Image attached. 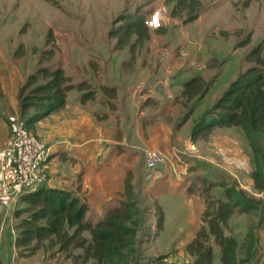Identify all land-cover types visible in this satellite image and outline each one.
I'll return each mask as SVG.
<instances>
[{
    "label": "rangeland",
    "instance_id": "374dc122",
    "mask_svg": "<svg viewBox=\"0 0 264 264\" xmlns=\"http://www.w3.org/2000/svg\"><path fill=\"white\" fill-rule=\"evenodd\" d=\"M159 7H165L168 12L164 32L151 30L150 39L133 48L131 44L135 42L136 36L127 47H116L118 39L110 36L111 31L120 30V26L128 21L141 18L147 20V16ZM174 8L175 3H169L168 0H0V88L7 89L8 80L13 84L19 82L20 106V90L31 76L44 68L50 71L61 69L70 80L68 84L82 85V90L93 92L95 99L107 101L110 106L108 100L113 97L107 90H115L117 100L120 99L117 98L118 90H136L137 97H145L149 93L146 90H153L158 81L170 80L171 90H184V83L206 75V85H211L210 91L198 113L190 117L194 119L189 124L187 121L190 118L186 120V116L198 103L197 98L189 103L186 99L177 100L178 107L183 108V115L176 121L178 127L176 125L175 137L180 142L175 161L181 154L180 160L187 164V172L175 176L178 182L190 186L191 193L202 194L208 186L203 177L214 167L207 170L201 164L204 155L197 142L200 139L205 143L219 138L216 139L219 143L224 139V134L231 130L236 135L231 142L232 147L228 143H219L222 159L215 161L218 165L216 169L223 173L220 174L223 185L219 183L223 188L213 189L212 197L215 200L224 199L227 189L239 192L235 200L242 207L248 202L250 211L242 213L236 210L224 229L225 234L242 242L253 232L258 239L260 233L264 232V190L255 188L252 173L257 167L264 173V132L252 133L249 137L238 127H217L207 137L202 136L188 143L185 140L189 136L192 138L195 125L226 94L231 85L255 66V63L247 61L246 56L259 43L264 42V0H201L199 11L202 18L191 26H187V10L177 12L174 16ZM191 30L198 44L203 42L201 47L200 44L194 46L192 38L189 43L187 31ZM200 30L204 31L202 35L198 34ZM249 36L250 44L240 46ZM166 50L171 53V60L167 58ZM191 52L193 60L189 58ZM182 58L188 60L189 65L184 63L180 66L178 62ZM186 72L189 73L186 75ZM47 81L43 78L34 81L27 88L26 95ZM141 90L144 91L140 95ZM184 103H188L187 107ZM35 110L30 109L22 117L20 107V120L27 124V120L36 114ZM127 112L133 117L131 107H127ZM235 148L237 158L230 155V151ZM248 169L251 171L248 172ZM143 170L139 181L141 189L138 190L137 182L133 185L139 231L136 244L138 253L132 257L131 264H151L157 256L160 258L154 261L158 264H193L194 259L185 253V248L190 240L188 235L200 224L196 217L202 204L186 194L177 197L171 192L160 193L158 201L168 216L166 230L160 239L158 235L148 242V235L156 233L159 203L154 195L156 181L153 180V171ZM150 175L152 179H148ZM31 215L28 205H25L16 223L12 224L9 215L5 224H1L0 264H96L94 261L86 263L81 249L62 250V244L54 237L17 248L15 242L20 231L16 226L23 219L30 220ZM90 216L93 215L88 212L86 219ZM96 222L94 217L93 224ZM9 226L11 231H8ZM6 236L9 240L5 246ZM170 243L182 251L178 250L179 253H172L168 257L162 255L165 245ZM211 244L219 252L214 240ZM240 258H244L243 251H240ZM216 264H220L219 253Z\"/></svg>",
    "mask_w": 264,
    "mask_h": 264
},
{
    "label": "crops",
    "instance_id": "0c3cea01",
    "mask_svg": "<svg viewBox=\"0 0 264 264\" xmlns=\"http://www.w3.org/2000/svg\"><path fill=\"white\" fill-rule=\"evenodd\" d=\"M148 18L149 16H147ZM201 18L200 13V17L187 26H191ZM187 32L189 43L192 38L194 46L199 45L198 40L190 33L194 31ZM203 33L202 30L198 32L200 35ZM189 58L193 60L192 52L189 53ZM180 61L178 62L180 66L184 63L188 65L190 63L184 58ZM188 73L186 72V75ZM205 76L202 77L207 80ZM13 83L8 80L7 89L5 87V90H1L0 88V147L10 141L16 128L25 127L24 130L36 143L37 151L26 159L18 154L5 168L0 169V194L5 191L8 185L14 184L23 176L32 175V181L27 186L25 194L15 202H9L0 196V216L3 225L9 215L12 224L16 223V212L25 206L23 198L42 188L62 190L81 196L89 206L92 217L99 221L109 209L117 207L123 201L125 180L128 173L134 176V179L132 177L133 185L137 182L138 190L141 189L139 188V181L140 173L144 171L143 168L146 169L144 164L145 152L147 150H160L164 153L166 162L158 165L152 172L153 180L156 181L154 195L157 203H159V194L168 192L174 193L172 195L177 197L186 194L199 201L202 204V209L198 212L196 220L198 218V224H200L195 231L191 232V235H188L190 240L186 246L196 237L203 224L205 200L201 194L190 193V186L178 182L179 179L175 176V174L180 176L181 173L187 172V164L180 160L181 154L177 156V161H175L177 146L180 142V139L175 137L178 127L176 121L183 115V108L178 107L177 100L182 99L184 90H171L169 88L152 94L146 93V99L139 95L137 97L136 90H118L117 98L120 99L117 100L116 97H113V99L108 100L110 106L107 105V101L101 102L98 99L82 103L83 93L71 91L64 107L31 126V124L27 125L26 122L20 120L18 90L20 83ZM204 100L200 102L194 114L198 113ZM115 105L116 107H114ZM128 106L134 112L133 117L128 112L126 113ZM193 119L190 118L187 123L189 124ZM21 122L26 126H21ZM234 137L236 135L228 130L227 134L223 136L224 139L219 143H228L232 147L231 142H233ZM216 139L205 143L200 139L197 144H199V149L204 155V161H200L201 164L207 170H210L211 166L214 167L209 173H205L204 182L214 184L216 186L214 189H221L223 184H221L220 177L223 173L216 169L218 165L216 166L215 161L222 159V152L219 149L221 145ZM192 140L189 136L185 141L188 143ZM182 155L184 154L182 153ZM230 155L237 158L236 148L234 151H230ZM250 171L248 169V172ZM147 181L151 182L148 179ZM161 183H163L162 186H160ZM159 207L162 208L165 215L164 228L159 233L160 239L166 230L168 216L161 203H159ZM11 226H9L8 231H11ZM5 239L3 245L6 246L9 240L8 236ZM258 240L259 249L254 262L264 264V232L260 233ZM174 249H177L175 244H166L161 254L168 257L172 253L176 254L182 251V249H177V251ZM185 253L187 254L186 248ZM218 253L216 251L217 257Z\"/></svg>",
    "mask_w": 264,
    "mask_h": 264
},
{
    "label": "trees",
    "instance_id": "16d2710c",
    "mask_svg": "<svg viewBox=\"0 0 264 264\" xmlns=\"http://www.w3.org/2000/svg\"><path fill=\"white\" fill-rule=\"evenodd\" d=\"M168 2L175 3L172 13L174 16L177 12L187 10L189 16L187 23H192L200 17L201 0H168ZM145 21V18L128 21L120 26V30L111 31L110 36L118 39L116 47L119 49L127 47L134 36L136 40L131 44L132 48L149 40L151 29L147 27ZM163 27L155 32H164ZM250 39L249 36L246 42L239 45L242 47L249 45ZM246 59L255 63V66L242 74L195 125L192 132L193 141H197L202 136L207 137L217 127H238L249 137L252 133L264 132V42L254 47ZM40 78L48 81L26 95L31 83ZM69 81L61 69L50 71L44 68L29 78L27 84L20 90L21 116L24 117L32 108L36 109V114L27 120V125L37 123L64 107L71 91L83 93L82 103L95 99L93 92L82 90V85L68 84ZM210 87L211 85H206V80L201 76L184 84L182 99H186L188 103L196 98L198 101L188 112L189 116H186V120L205 99ZM106 92L111 97L116 96L115 90ZM188 103H184V106L187 107ZM252 178L255 188L264 190V173L259 167L252 173ZM206 184L208 186L201 194L205 200L203 224L196 237L186 246L187 254L194 259L193 264H216L217 255L211 244L212 240L220 249V264H256L254 259L259 249L256 235L251 232L244 241L240 242L236 237L227 236L224 231L236 210L242 213L250 211L248 202L242 207L241 203L235 200V197L239 196V192L235 189L225 190L224 199L215 200L212 197L214 184ZM134 191L132 176L128 173L123 193L125 200L117 207L109 209L95 224L92 216L86 219L87 213L90 212L89 206L72 193L42 188L29 194L23 198V202L28 205L32 215L30 220L23 219L16 226L20 235L15 246L28 247L33 241L54 237L62 244V250L81 249L86 263L94 261L96 264H131L132 257L138 253L136 244L139 231ZM22 210L23 208L16 212V220L20 219ZM156 214L158 219L156 233L148 235V242H151L150 238H156L164 228L165 215L161 207L157 209ZM1 224L0 216V226ZM240 251L244 252V258H240Z\"/></svg>",
    "mask_w": 264,
    "mask_h": 264
},
{
    "label": "built area",
    "instance_id": "2783aa9c",
    "mask_svg": "<svg viewBox=\"0 0 264 264\" xmlns=\"http://www.w3.org/2000/svg\"><path fill=\"white\" fill-rule=\"evenodd\" d=\"M166 14L168 15L167 9L165 7H159L153 11L149 18L145 21L147 27L153 31L159 30L164 26L166 21ZM167 58L171 53L166 50ZM165 58V59H167ZM147 87L145 86V89ZM170 88V80L158 81L155 83L153 90H146L150 94L156 93L159 90H168ZM144 90L140 91V94ZM144 97V96H142ZM146 97V96H145ZM147 98V97H146ZM37 151V146L34 140L29 136V134L21 127L16 128L10 141L4 146L0 147V169L5 168L11 161H13L18 154L22 155L24 159L31 157ZM145 167L150 172L156 169L160 164L166 162V157L160 150H147L145 152ZM148 179H152V175L148 176ZM32 181V175L23 176L20 180L14 184H10L5 188V191L0 194L1 197L6 198L9 202H15L19 197L25 194L27 186ZM159 259L160 256H157ZM153 258L151 264H158Z\"/></svg>",
    "mask_w": 264,
    "mask_h": 264
}]
</instances>
